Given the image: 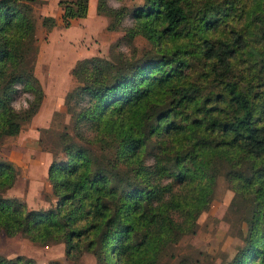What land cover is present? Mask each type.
Listing matches in <instances>:
<instances>
[{"label": "trees", "instance_id": "16d2710c", "mask_svg": "<svg viewBox=\"0 0 264 264\" xmlns=\"http://www.w3.org/2000/svg\"><path fill=\"white\" fill-rule=\"evenodd\" d=\"M39 2L0 0V140L17 134L43 97L32 70V5ZM183 2L142 0L122 11L96 0V12L109 17L106 29L129 15L120 37L128 50L117 40L106 56L75 61V84L63 96L70 125L57 135L65 157L46 169L55 201L39 209L0 195V232L38 243L60 239L71 260L90 253L95 264H157L165 249L193 231L223 162L248 209L247 235L224 264H264V73L243 83L235 63L243 56L239 72L257 64L264 72V0H253L258 11L244 29L254 39L240 28L224 38L202 35L225 13L207 6L189 11ZM58 3L64 26L87 14L88 0ZM40 23L48 31L55 18L42 15ZM136 35L150 46L138 56ZM190 57L201 59V73L187 71ZM249 60L258 63L248 67ZM16 84L31 95L18 109L11 104ZM13 179L12 164L0 158V190ZM0 264L36 263L0 254Z\"/></svg>", "mask_w": 264, "mask_h": 264}, {"label": "rangeland", "instance_id": "374dc122", "mask_svg": "<svg viewBox=\"0 0 264 264\" xmlns=\"http://www.w3.org/2000/svg\"><path fill=\"white\" fill-rule=\"evenodd\" d=\"M39 1L32 5L36 39L32 70L41 85L43 97L36 112L22 124L19 132L0 140V158L9 161L14 168L13 182L1 189L0 195L16 197L29 207L42 209L52 206L55 201L46 176L47 166L65 157L62 147L57 144V135L64 128L69 129L70 125L63 104L65 92L75 84L70 69L82 57L106 56L109 44L117 40L123 49L128 50L120 37L123 28L130 23V17L126 14L121 18L118 28L106 29L109 17L98 14L95 9L96 0H89L90 4H94L93 12L84 18L71 19L67 26L62 24L58 16L57 24L47 31L41 25L40 17L56 16L58 5H61L58 0ZM141 2L108 0L114 7L122 5V11H130ZM183 3L189 11H201L200 7L207 6L210 7L209 11L225 13L217 23L215 21V24L203 28L200 32L202 35L213 39L224 38L232 28H240L243 36L248 35L254 39L249 32H244L253 13L258 11L253 0H232L231 6L228 0H185ZM199 35H190L189 40L196 41ZM187 39L184 38L185 41ZM133 47L138 56L150 46L143 36L136 35ZM191 58L187 71L201 73V59ZM235 63L239 80L243 83L248 80L256 82L257 74L264 73L258 64L255 65L258 62L250 65V60L248 67L255 65L253 69L247 72L245 68L239 72L244 69L243 56L237 58ZM30 97L20 84H16L11 104L18 109L25 106ZM85 144L96 153L104 152L96 144ZM220 163V166H216L210 200L195 219L193 231L182 235L175 244L165 249L157 264H224L242 244L247 235L248 222L244 217L248 210L247 204L227 178L226 163ZM0 254L5 257L21 254L32 258L36 264H48L52 260L58 264H95L90 253H82L76 260L66 258L60 239L38 243L20 234L6 236L3 232H0Z\"/></svg>", "mask_w": 264, "mask_h": 264}, {"label": "crops", "instance_id": "0c3cea01", "mask_svg": "<svg viewBox=\"0 0 264 264\" xmlns=\"http://www.w3.org/2000/svg\"><path fill=\"white\" fill-rule=\"evenodd\" d=\"M58 7H59L58 10H57V11H58V12H57L58 14H57L56 16H54V18H55V25H56L57 22H58V16L60 17L61 10H62L61 7H60L59 5H58ZM93 8H94V4H92V3L90 4V3H89V0H88V6H87V14H86V16H87L90 12H93ZM88 9H89V11H88ZM86 16H85V17H86ZM83 18H84V17H83Z\"/></svg>", "mask_w": 264, "mask_h": 264}]
</instances>
